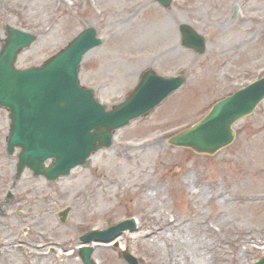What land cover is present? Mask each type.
I'll use <instances>...</instances> for the list:
<instances>
[{
    "label": "rangeland",
    "instance_id": "rangeland-1",
    "mask_svg": "<svg viewBox=\"0 0 264 264\" xmlns=\"http://www.w3.org/2000/svg\"><path fill=\"white\" fill-rule=\"evenodd\" d=\"M6 24L36 34L18 68L42 64L94 26L102 42L84 55L79 79L106 108L148 68L185 81L86 164L53 181L25 169L13 187L16 153H6L10 119L0 107V264H83L82 234L132 217L136 230L94 245V262L127 264L125 247L141 264H254L264 255V100L214 154L169 142L264 76V0H0V47ZM183 24L205 36L203 51L183 43Z\"/></svg>",
    "mask_w": 264,
    "mask_h": 264
},
{
    "label": "water",
    "instance_id": "water-1",
    "mask_svg": "<svg viewBox=\"0 0 264 264\" xmlns=\"http://www.w3.org/2000/svg\"><path fill=\"white\" fill-rule=\"evenodd\" d=\"M159 1L168 5L171 0ZM180 28L185 45L198 51L205 49L202 36L186 25ZM5 30L0 50V106L10 111L8 152L21 148L17 176L25 167L49 180L68 175L71 168L84 164L92 152L109 147L115 129L152 110L184 82L181 76L165 78L145 70L132 93L106 111L91 90L80 87L78 80L83 55L101 43L94 28L81 31L41 66L27 69H16L14 63L18 52L28 47L35 36L11 26ZM263 98L264 77L216 102L201 121L175 135L170 142L212 154L232 142L234 123L252 113ZM47 160H51L49 165H45ZM68 212L66 208L59 213L61 221L66 220ZM127 228H135L132 220L102 231L92 230L80 239L110 241ZM92 251L91 246L80 248L84 264H97L91 259ZM123 256L129 264H137L127 250ZM255 264H264V257Z\"/></svg>",
    "mask_w": 264,
    "mask_h": 264
},
{
    "label": "bare ground",
    "instance_id": "bare-ground-1",
    "mask_svg": "<svg viewBox=\"0 0 264 264\" xmlns=\"http://www.w3.org/2000/svg\"><path fill=\"white\" fill-rule=\"evenodd\" d=\"M72 4H74V3H72ZM174 223H175V222H174ZM174 223H173V224H174ZM167 224H171V223H170V220H168V221L165 220V221H164V224L160 225V226L158 227V229L160 230L162 227H166ZM209 229H210V231H211L213 234L215 233V234L219 235V233H218L219 231H217V230H213V229H211V228H209ZM242 231H244V230H242ZM221 238H223V239H225V240H227V241H230L232 237H231L230 235H225V234H223V237L221 236Z\"/></svg>",
    "mask_w": 264,
    "mask_h": 264
}]
</instances>
